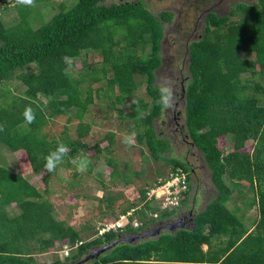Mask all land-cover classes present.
<instances>
[{
  "label": "trees",
  "instance_id": "trees-1",
  "mask_svg": "<svg viewBox=\"0 0 264 264\" xmlns=\"http://www.w3.org/2000/svg\"><path fill=\"white\" fill-rule=\"evenodd\" d=\"M45 1L34 0L31 6L20 7L21 21L9 27L0 6V89L13 80L28 88L22 96L0 90V100L6 98L0 103L4 128L0 145L12 152H26L35 173L45 169L44 158L61 142L69 151L57 167L70 166L71 159L84 155L87 145L81 139L89 135L91 125L83 118L94 103V92L91 85L81 88L83 80H76L67 69L84 52L93 51L103 58L104 77L109 69L113 71L108 86L110 90L118 87V102L133 100L145 87L147 99L133 102L127 115L118 109L120 117L132 124L129 131L140 146L147 147L151 159L166 163L172 173H186L187 188L172 209L152 206L149 191L141 189L144 205L141 210L131 205L122 212L121 216L128 218L125 226L102 233L106 226L101 225L99 236L85 242L81 230L56 217L54 204L45 196L47 187L41 192L24 176L0 165V264H74L120 236L150 230L158 221L176 217L181 208L188 207L194 188L191 166L169 156L172 143L160 137L155 126L165 110V105L158 103L161 86L157 71L164 65L165 25L173 21L174 13L155 15L141 0H112L111 4L109 0H74L70 8L60 6L58 14L44 22L45 13L38 7L41 10ZM30 14L45 24L34 29ZM205 23L203 36L188 46L189 71L182 91L187 135L203 154L217 194L195 215L190 229L162 232L158 238L137 244L120 243L87 264H264V0H258L257 5L238 3L227 16L209 13ZM146 47L149 54L138 56V50ZM92 81L101 78L93 75ZM28 106L35 113L31 124L23 116ZM68 115L80 121L78 138L73 140L65 133L61 139L50 140L44 131L50 120ZM113 137L110 133L106 139L112 143ZM221 137L230 139L232 151L225 154L220 149ZM249 141L253 142L252 153L245 151ZM102 151L98 148L96 153ZM106 160L113 179L124 177L125 183H130L128 175L119 173L114 159ZM167 180L169 176L160 185ZM244 183L257 194L253 203L258 204L259 219L253 230L237 214L239 209L228 207ZM12 204L25 209L10 216L6 209ZM66 245L77 247L75 256H68L65 262H38V254Z\"/></svg>",
  "mask_w": 264,
  "mask_h": 264
},
{
  "label": "rangeland",
  "instance_id": "rangeland-1",
  "mask_svg": "<svg viewBox=\"0 0 264 264\" xmlns=\"http://www.w3.org/2000/svg\"><path fill=\"white\" fill-rule=\"evenodd\" d=\"M127 1L135 2L138 0ZM141 1L155 15L165 11L174 13L173 21L165 25L162 51L164 65L157 71V84L161 87L164 85L171 87L173 90L172 99L170 105L165 106L164 113L161 118L157 119L155 126L159 136L170 140L172 143L173 150L169 156L188 162L195 172L192 180L194 188L191 192V200L188 207H180V211L193 212L196 215L203 211L206 205L213 200L217 190L212 182L211 172L203 154L184 141L185 131L175 132L176 126L173 122V114L178 107L182 110L184 117L186 110V101L182 97V84H185L183 78H187L189 71L188 46L192 41L199 40L203 36L205 19L208 13L214 12L219 16H227L236 4L257 5L258 0ZM45 2L46 5L42 6L41 10L39 7L38 9L39 12L45 13L44 22H48L54 15L58 14L60 6L65 5L70 8L74 0H46ZM107 3L111 4L112 0ZM0 6L3 8L1 12L3 21L6 27H9L21 21L20 14H22L23 9L20 10L19 8L27 5L19 3L18 0H0ZM37 18L36 14H30L34 29L45 24ZM232 19H236V17ZM124 44L126 43H121V45ZM149 52V47H146L138 50L137 55L145 56ZM102 62L103 58L99 53L84 52L81 58L67 69L69 74L76 80H83L80 85L81 88L86 89L91 85L94 92V103L89 106V110L83 118L85 124L91 125L89 135L81 139L87 145V149L84 155L78 154V157L86 158L89 161L86 171H77L76 166L71 162L72 165L70 166L65 163V165L56 167L54 172H48L44 169L39 173H35L26 152H12L0 145V165L5 166L15 174L24 176L41 192H44L47 187L45 196L54 204L57 212L56 217L59 220L68 222L77 230H81L85 242L94 240L99 236L97 228L101 225L106 226L101 232H106L116 224H120L121 227L125 226L128 223V218L121 216L122 212L131 205H135L138 210H141L144 204L141 200L140 190L143 188L147 189L149 196L153 198L149 199L152 206L162 208L165 204L172 203V200L168 199L169 196L164 195L168 192L167 188L160 189V182L169 176L170 167L166 163L156 162L149 157L147 147L145 145L140 146L135 135L129 131V126L132 124L121 118L118 112V109H121L124 112L123 114L127 115L131 111L133 102L138 99L146 100L145 87L143 86L135 93L133 100H127L124 103L118 102V97L121 94L118 87L110 90L108 86L109 80L114 76L113 71L109 69L107 76L104 77ZM93 75L100 77L101 81L93 82ZM27 89V86L20 81L13 80L2 86L0 90H10L14 96H22ZM4 100L6 98L1 99L0 103ZM79 122L74 116H59L51 119L44 131L48 134L50 140L61 139L65 136V133L75 140L78 138ZM110 133L114 134L112 143L106 139ZM126 136L132 138L131 143L126 144L124 142ZM188 140L190 139L188 138ZM252 144L251 141L247 142L245 151L252 153ZM219 147L225 154L233 150L230 139L226 137L219 138ZM98 148L103 151L96 153ZM107 148H110L109 152ZM107 157L116 161L119 173H123L125 176L128 175L131 180L130 183H125L124 177H119L116 180L112 178V168L108 166ZM126 165L127 167H125ZM134 173H141V175L135 176ZM159 173H162V175H159ZM226 182L229 184L230 181L227 179ZM109 199L112 200L111 203ZM256 199V189H253L248 183H244L235 191L228 203L230 210L239 209L237 214L243 217V222L250 230L255 228L259 219L258 204L253 203ZM111 205L113 207H110ZM23 209L25 207L12 204L6 211L10 216H13L20 214ZM120 216L121 218H118L119 221H117V217ZM164 233H167V231ZM76 248H70L69 256L76 255ZM205 249H207V246H205ZM66 255L62 247L61 250L38 254L36 258L39 263H53L56 259L65 262L68 257Z\"/></svg>",
  "mask_w": 264,
  "mask_h": 264
},
{
  "label": "clouds",
  "instance_id": "clouds-1",
  "mask_svg": "<svg viewBox=\"0 0 264 264\" xmlns=\"http://www.w3.org/2000/svg\"><path fill=\"white\" fill-rule=\"evenodd\" d=\"M19 3L21 4H25V5H32L34 0H18ZM65 61H68L69 58L68 57H64L63 58ZM172 88L169 87L168 85H164L159 89L160 92V100L158 101V103H162L165 106H169L171 103V99H172ZM186 99V96H185ZM23 116L25 118V121L28 124H31L34 122L35 120V113L33 112L32 108L30 106L26 107L24 112H23ZM184 124H185V120H184ZM4 128L2 125H0V131H3ZM185 133L187 135V131H186V127H185ZM134 135V134H133ZM189 138V136H188ZM131 137L130 136H126L124 139V142L126 144L131 143ZM190 139V138H189ZM192 142V141H191ZM68 146L65 145L64 143H59L57 148L55 149V151H51L44 159H45V169L48 172H54L57 165L62 163L63 159L65 156H67L68 154ZM75 166L77 171L79 172H84L87 170L89 161L86 158H82V157H76L73 158L71 161ZM172 174V172H169V176ZM178 216V215H177ZM176 216V217H177ZM174 217V218H176ZM195 216H193L194 218ZM171 220V219H170ZM194 221V220H193ZM159 222V221H158ZM167 221H163V223H165ZM138 225V224H136ZM121 227L119 224H116L115 226L113 225L111 228H118ZM153 228V227H152ZM110 229V228H109ZM185 229H190V228H185ZM180 230V229H179ZM170 231V230H169ZM168 232V231H167ZM171 232V231H170ZM125 236H128L127 234Z\"/></svg>",
  "mask_w": 264,
  "mask_h": 264
},
{
  "label": "water",
  "instance_id": "water-1",
  "mask_svg": "<svg viewBox=\"0 0 264 264\" xmlns=\"http://www.w3.org/2000/svg\"><path fill=\"white\" fill-rule=\"evenodd\" d=\"M184 92H185V90H184ZM191 220L193 221L194 218ZM179 221H181V220H178L174 223H171V222L163 223V222H161L158 226H155V227L151 228L150 230L138 232V233L128 235V236H120L111 243H108V244H105V245H102L100 247L93 249L88 255H86L85 258L79 260L78 262H76L74 264H87L91 260L99 258L100 256H102L106 252L107 253L110 252L115 247H117V245H119L120 243L137 244L141 240H149L152 238H158V236H160L162 234V232H164V230H166V229H170L171 232H177L179 229L187 228L184 224H181Z\"/></svg>",
  "mask_w": 264,
  "mask_h": 264
},
{
  "label": "built area",
  "instance_id": "built-area-1",
  "mask_svg": "<svg viewBox=\"0 0 264 264\" xmlns=\"http://www.w3.org/2000/svg\"><path fill=\"white\" fill-rule=\"evenodd\" d=\"M161 188L163 189L167 188L168 192H166L164 195H168L169 196L168 199L172 200L171 204H168V205L165 204L164 207H167L168 209H172L174 208L173 206H178V199H179L178 195L181 193L182 190L185 191L187 188L186 173L183 172L182 170H179L176 173H172L169 176V180H167L165 183H163V185L160 186V189ZM148 196H149V193H148ZM149 199H153V198L149 196ZM154 216L157 217L158 215L156 214ZM64 251L67 254L66 256H69L70 247H68V245L64 246Z\"/></svg>",
  "mask_w": 264,
  "mask_h": 264
},
{
  "label": "flooded vegetation",
  "instance_id": "flooded-vegetation-1",
  "mask_svg": "<svg viewBox=\"0 0 264 264\" xmlns=\"http://www.w3.org/2000/svg\"><path fill=\"white\" fill-rule=\"evenodd\" d=\"M183 80L185 81L184 78H183ZM182 90H184V84H182ZM179 96H180V93H179ZM182 97L185 99L184 92H182ZM173 119H174L173 122H174V124L176 126V131L175 132L176 133L178 131L179 132H182V130L185 131V124H184L183 113H182V110L179 109L178 107H177L176 112L173 114ZM184 141H186L187 143H189L190 145L193 146V143L190 142V140H188V135H186V134H185ZM192 172H193V176H194L195 172H194L193 169H192ZM193 216H195L193 214V212H184V211H182L176 218L173 217L171 220H169L167 222L174 223V222H176L178 220H181V221H179L181 224H184L187 228H190L193 225V221L191 220V219H193ZM160 223H161V221L157 222L153 227L158 226ZM169 230L170 229H166V230H164V232L165 231H169ZM66 264H68V263H66Z\"/></svg>",
  "mask_w": 264,
  "mask_h": 264
}]
</instances>
